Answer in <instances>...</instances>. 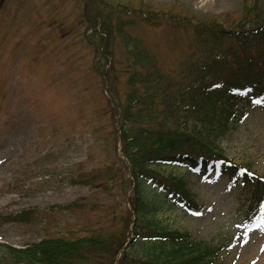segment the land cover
Masks as SVG:
<instances>
[{
    "label": "rangeland",
    "instance_id": "obj_1",
    "mask_svg": "<svg viewBox=\"0 0 264 264\" xmlns=\"http://www.w3.org/2000/svg\"><path fill=\"white\" fill-rule=\"evenodd\" d=\"M97 2L99 6L92 0H0V257H9L4 246L20 249L74 230L80 235L95 227L98 208L127 209L131 195L128 190L123 197L119 183L108 191L102 185L72 184L74 177L98 170L103 179L106 167L130 178L113 134L119 126V101L108 89L113 83L122 91L115 74L123 61V43L111 40L113 61L100 60L98 71L91 69L105 46L98 50L99 38L93 42V32L87 31L91 6L97 13L98 36L107 40L102 25L128 23L130 35L163 70L198 67L203 53L264 46L260 40L229 41L186 28L214 24L223 33L249 29L253 15H241L250 0ZM259 3L264 16V0ZM147 9L150 17H158L156 26L145 20ZM99 69L105 73L102 79ZM212 140L233 163L264 177L263 110L244 108L230 121L227 133ZM161 172L184 178L200 207L196 216L179 209L159 213L161 226L208 244L213 264H264V225L247 218L240 182L219 174L201 177L185 166ZM74 204L94 212L81 217L61 212ZM26 212L31 213L27 222L5 221Z\"/></svg>",
    "mask_w": 264,
    "mask_h": 264
},
{
    "label": "trees",
    "instance_id": "obj_2",
    "mask_svg": "<svg viewBox=\"0 0 264 264\" xmlns=\"http://www.w3.org/2000/svg\"><path fill=\"white\" fill-rule=\"evenodd\" d=\"M93 6H99L92 0ZM244 9L243 19L253 22L249 29L229 30L223 33L214 28L187 26L197 35L243 42L260 40L264 43V16L259 0ZM95 9V8H94ZM143 12V11H142ZM151 10L143 15L147 22L157 25L158 17H150ZM97 13L92 6L86 13L87 31L93 32L92 41L99 38L97 49L103 47L100 59L92 62L91 69L98 71V63L113 61L110 41L120 39L124 55L116 70L122 91L111 83L109 95L117 99L120 153L128 164L130 179L114 173L110 168L74 177L75 185H102L103 191L117 183L122 185L123 197L129 190L130 209L124 205L98 208L99 217L94 228L76 235L50 236L21 249L4 246L9 257H0V264H211V247L194 242L186 232L170 230L157 222V214L180 208L198 214L199 207L182 177L164 174L162 168L187 165L189 170L206 175L221 172L240 181L242 199L248 203L249 216H264V178L247 168L228 160L215 147L214 138L225 135L230 121L241 111L255 105L264 111V46L261 49L242 51L227 49L198 59V67H179L163 70L155 58L142 47L139 40L126 29L129 25L117 22L97 35L94 30ZM243 24L240 26H244ZM201 26V25H200ZM101 79L105 77L99 69ZM108 76L106 75V79ZM119 138V140H118ZM61 212L71 215H88L93 209L81 205L62 207ZM31 213L7 217L5 221L27 222ZM132 218L134 221L132 222ZM134 238L126 249L129 225ZM3 247L0 245V248ZM120 258L116 261L117 255Z\"/></svg>",
    "mask_w": 264,
    "mask_h": 264
}]
</instances>
